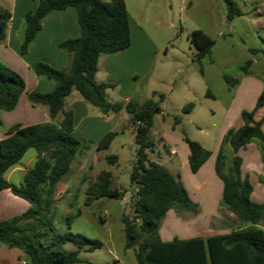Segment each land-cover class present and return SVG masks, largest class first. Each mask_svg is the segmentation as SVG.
Listing matches in <instances>:
<instances>
[{
	"label": "trees",
	"instance_id": "trees-1",
	"mask_svg": "<svg viewBox=\"0 0 264 264\" xmlns=\"http://www.w3.org/2000/svg\"><path fill=\"white\" fill-rule=\"evenodd\" d=\"M222 1L227 19L242 15L235 0ZM67 6L75 7L79 26L78 36L58 44L69 53L68 69L64 71L45 62H36L34 72L53 80L54 87L49 92L30 90L26 93L32 104L47 106L51 121L26 126L12 125L8 135L0 139V190L9 188L29 203L22 213L0 221V244L19 248L25 256L22 260L24 263L20 264H74L80 260L78 254L81 249L91 250L103 245L98 239L70 230L71 221L80 215L79 210L67 213L66 231L56 233L54 228L56 213L51 207L55 185L70 168L77 153L86 150L91 144L73 135L72 111L63 109L65 97L72 90H77L83 99L102 113L124 107L130 122L137 124L134 135L135 158L129 173L130 182L136 185L133 203L135 219L123 216L122 222L124 248L136 247L134 256L138 264H264V230L261 227L264 203L250 198L252 186L246 177H241V158L236 154L239 148L255 141L264 159V133L261 130L264 116L259 121L253 118L255 110L264 106V91L257 97L252 110L240 112L243 124L224 133L214 164L215 173L223 183L220 204L232 212L242 225L227 233L205 238L174 237L170 241H162L157 230L167 210L174 207L190 210L195 207L180 181L166 167L148 158V152L155 146L150 138L153 117L160 110L159 102L163 100L164 94L153 92L157 100L149 98L140 103L112 102L106 96V89L111 85L94 80L99 55L123 49L130 43L124 0H37L36 8L23 15L20 52L27 51L29 42L49 11ZM10 17L9 10L0 9V41L5 38ZM188 39L196 49V60L208 54L214 44V40L200 29L193 30ZM249 50L260 51L264 55L263 49ZM250 63L251 60H247L241 66L246 74H249ZM223 79L229 87L238 83V79L230 75L224 74ZM24 89L23 77L0 61V112L13 109ZM206 95L212 94L207 90ZM193 106L194 103L189 102L182 111L189 112ZM59 113L61 118L57 120ZM180 119L177 115L173 117L174 123ZM113 134H105L98 141L97 148L107 147ZM183 140L187 144L189 170L195 173L211 151L186 136H183ZM29 148L36 151V160L24 172L20 184L9 183L5 173L20 162ZM115 159L114 155L106 157L108 163H113ZM105 196L122 198L123 193L111 186L110 172L102 169L96 180L87 185L84 204L89 205L93 200ZM136 219L139 220L138 224ZM66 241L74 243L75 248H65Z\"/></svg>",
	"mask_w": 264,
	"mask_h": 264
},
{
	"label": "crops",
	"instance_id": "crops-1",
	"mask_svg": "<svg viewBox=\"0 0 264 264\" xmlns=\"http://www.w3.org/2000/svg\"><path fill=\"white\" fill-rule=\"evenodd\" d=\"M124 2L128 13L130 43L123 49L99 55L94 80L97 83L111 85L106 89V96L112 102L120 101L124 104L128 101L140 103L149 98L157 100V95L152 93H158V90H154L151 86L160 77L159 73L153 74L154 63L151 49L155 47L141 26L136 25L128 11L125 0ZM36 6L37 0H14L12 9L9 10L11 17L5 38L0 41V61L18 72L25 81V89L20 94L15 107L9 111L0 112V139L8 135V129L12 125L26 126L51 121L46 105L32 104L27 99L26 93L30 90L49 92L54 87L53 80L45 75L36 74L33 68L36 62L41 61L54 68L67 71L69 53L60 48L58 44L79 34L77 11L74 6L51 10L43 17L41 27L29 42L27 51L21 53L20 44L24 30L21 18L27 11H33ZM133 24L135 29L132 28ZM63 109L72 111L73 135L77 139L89 141L91 144L86 150L77 153L73 164L56 183L54 193L59 194L62 191H68L76 182L75 188L81 190L85 196L87 185L96 180L99 171L102 169L110 172L111 186L117 187L113 186L112 180L115 179V182H118L121 179L118 170L119 165L129 161L132 163L135 158L134 135L137 124L130 122L129 114L124 107L118 111L102 113L97 107L83 99L77 90H72L65 97ZM158 113L162 114V109ZM60 118L61 113L57 115L56 119L59 120ZM174 124H181V119ZM242 124L243 120L241 119L238 121L237 128ZM228 129L226 127L221 130L216 147L214 150H210L211 154L195 173L189 170L187 164L188 149L183 140V136L186 134H183L181 138L163 134L165 136L162 135L161 139L164 153L156 151L155 146L153 150L148 152L150 161L163 165L180 181L195 205L194 209L190 210L179 207L167 210L157 230L162 241H170L174 237L178 239L205 238L213 234L231 231L229 221L235 215L228 209L230 213L225 219L220 214V208L223 207L220 204L223 183L214 170L219 143ZM109 132L114 134L108 146L101 149L97 148L98 141ZM250 143L239 148L236 154L239 156L240 150L246 149ZM256 148H258L257 145ZM29 149L25 151L20 162L5 173V179L9 183L20 184L24 172L36 160V151L26 155ZM111 155L116 156V159L113 163H108L106 157ZM76 159L78 160L77 168L73 169ZM251 166L259 168L256 175L260 174V178L257 179L256 177L258 180L256 188L250 182V173L244 172L250 170ZM111 167H114L115 171L111 170ZM240 175L242 178L246 177L252 186L250 198L256 202L264 203V159L261 158L260 150L257 152L253 149L251 157L241 158ZM132 185L135 192L136 185ZM28 207V201L11 192L9 188L0 190V221L20 214ZM182 211H188L190 215L183 216ZM261 227L264 230V218ZM24 258L25 256L19 248L0 244V264H20Z\"/></svg>",
	"mask_w": 264,
	"mask_h": 264
},
{
	"label": "rangeland",
	"instance_id": "rangeland-1",
	"mask_svg": "<svg viewBox=\"0 0 264 264\" xmlns=\"http://www.w3.org/2000/svg\"><path fill=\"white\" fill-rule=\"evenodd\" d=\"M125 1L136 25L141 26L155 47L151 49L153 74L159 73L160 77L151 86L164 94V99L159 102L163 113H155V122L150 130L156 151L164 153L163 134L180 138L186 134L205 149L214 150L221 130L237 128L238 121L242 119L240 112L252 110L257 97L264 91V55L260 51L249 50H264V0H235L243 13L230 20L226 18L222 0ZM13 2L0 0V9L11 10ZM132 28L135 29L134 24ZM197 29L214 40L209 53L199 60L194 58L196 49L188 39L189 34ZM247 60H251L249 74L241 69ZM224 74L237 78V86L229 87L223 79ZM207 90L212 95H206ZM189 102H193L194 107L190 113L183 112V106ZM175 115L181 117V124H174ZM263 116L264 106L255 110L253 118L259 121ZM261 130L264 133V121ZM256 145L252 141L246 149L240 150L239 156L244 159L251 157L253 149L259 151ZM34 152L31 148L26 155ZM77 161L73 169L77 168ZM130 162L121 163L118 167L121 179L118 182L112 180L113 186L123 193L122 198L105 196L85 205L84 193L75 188L76 182L68 191L54 193L51 209L56 213L55 232L66 231L67 213L79 210L80 215L71 221L70 230L103 243L99 248L81 249L78 254L80 260L74 264H138L134 256L136 247L124 248L122 217L135 219ZM111 170L115 171V168L111 167ZM258 171L259 168L254 166L244 171L250 173V182L255 188L260 178V174L256 175ZM228 213L226 207L220 208L223 219L228 217ZM181 214L189 216L190 212L182 211ZM230 219L231 230L242 225L236 217ZM136 223H139L138 219ZM64 246L75 248L70 241H66Z\"/></svg>",
	"mask_w": 264,
	"mask_h": 264
},
{
	"label": "built area",
	"instance_id": "built-area-1",
	"mask_svg": "<svg viewBox=\"0 0 264 264\" xmlns=\"http://www.w3.org/2000/svg\"><path fill=\"white\" fill-rule=\"evenodd\" d=\"M21 263H24V261H22Z\"/></svg>",
	"mask_w": 264,
	"mask_h": 264
}]
</instances>
